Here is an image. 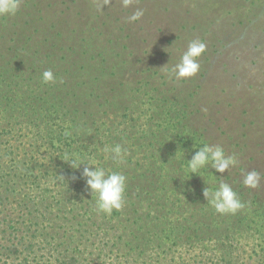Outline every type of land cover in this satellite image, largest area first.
<instances>
[{
    "label": "trees",
    "instance_id": "obj_1",
    "mask_svg": "<svg viewBox=\"0 0 264 264\" xmlns=\"http://www.w3.org/2000/svg\"><path fill=\"white\" fill-rule=\"evenodd\" d=\"M21 1L15 16L0 17V264H264V194L244 186L243 152L222 147L239 160L223 174L210 164L191 174L187 164L215 145L195 96L215 56L232 47H206L199 73L180 80L179 91L170 70L187 48H169L184 39V27L162 41V55L173 58L162 69L138 64L119 39L94 38L99 27L82 29L80 6L66 4L80 0ZM146 1L161 4L157 12L170 6L137 0L134 12ZM242 3L245 17L221 38H238L231 44L245 55L238 35L253 22V0ZM45 70L53 83L42 82ZM116 144L128 153L120 165L104 158V147ZM67 158L124 174L122 210L97 214L84 165L73 169ZM220 183L244 205L235 215L216 213L203 196Z\"/></svg>",
    "mask_w": 264,
    "mask_h": 264
},
{
    "label": "rangeland",
    "instance_id": "obj_2",
    "mask_svg": "<svg viewBox=\"0 0 264 264\" xmlns=\"http://www.w3.org/2000/svg\"><path fill=\"white\" fill-rule=\"evenodd\" d=\"M136 1L128 8L122 6V0H108L107 3L105 0H80L79 5L69 2L66 4L72 8L80 6L78 10L83 15L81 23L84 22L82 29L85 26L91 27V30L99 27L94 38L100 37L106 42L108 39H119L121 49L124 46L129 47L136 59H141L137 60L138 64H156L162 69L171 67L173 58L162 55L165 45L162 41L173 38L179 28L183 27L184 41L181 40L169 48L172 54L175 50L187 48L195 39L203 41L208 48L213 44L216 49L225 45L220 50L223 52L230 45L232 49L220 54L221 57L215 56L216 61L210 64L202 79L201 95L195 96V101L200 106V121L208 129V136L217 146L234 144L235 153L243 152L239 158L244 164L247 162V170H256L262 176L258 188L264 194V0H253V24L248 25V30L238 35L242 42L240 48L245 49V55L239 52L240 49L236 51L239 42L231 44L238 38L234 42H229L224 36L221 38L223 31H228V34L235 32L232 24L245 17L244 12H241L244 11L241 6L245 4L242 0H178L180 6L177 10L173 8L178 1L167 0L170 3L169 8L163 7L159 12L156 8L161 4L152 5L146 1L143 6H138L139 9H145V22L150 21L145 26L140 22H128V17L137 8L133 7ZM20 4L23 5V1ZM140 27L141 32L145 33L141 37L134 32V29ZM204 27H208L209 31L204 30ZM127 29H132L130 33L136 35L135 41L125 38L128 35ZM216 37L227 42L221 43L215 40ZM214 47L210 49L214 50ZM121 53L123 56L126 51L121 50ZM180 82L176 79L174 83L179 91L186 87ZM168 83L172 85L171 82ZM134 98L136 102L137 96ZM243 132L246 133L245 136Z\"/></svg>",
    "mask_w": 264,
    "mask_h": 264
},
{
    "label": "clouds",
    "instance_id": "obj_3",
    "mask_svg": "<svg viewBox=\"0 0 264 264\" xmlns=\"http://www.w3.org/2000/svg\"><path fill=\"white\" fill-rule=\"evenodd\" d=\"M108 0H105L107 3ZM21 0H0V17H12L17 14L20 8ZM134 0H122V6L130 7ZM102 10V9H101ZM144 16L143 9H137L128 17L129 23H135ZM206 52V44L199 40H192L187 50L183 52L179 62L170 70V75L177 80L191 79L200 71L198 59ZM55 76L51 70H45L41 74V80L44 84L53 83ZM104 158L110 159L120 165L125 162L127 149L122 148L120 144L114 146L106 145L103 149ZM73 169H79L84 165L82 178L85 180L86 188L90 191L92 198L95 197V210L97 214L111 216L113 211H120L125 204V191L127 177L119 171H107L105 168L92 163L85 164L78 158H67ZM239 163L238 157L226 155L224 149L217 145L205 144L197 150L192 159L187 162L191 174L198 173L209 164L215 172L223 174L229 168L236 167ZM94 169V170H93ZM223 179V178H220ZM262 176L252 170L244 174L243 184L250 189H257L260 186ZM203 196L207 204L214 208L215 212L221 215H235L243 207V203L238 197L236 191L228 183H220L216 189L206 187Z\"/></svg>",
    "mask_w": 264,
    "mask_h": 264
}]
</instances>
